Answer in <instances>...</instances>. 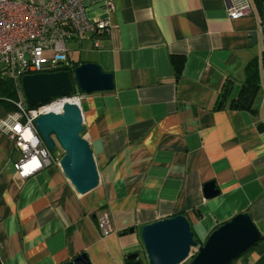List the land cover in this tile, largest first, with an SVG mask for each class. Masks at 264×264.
Returning <instances> with one entry per match:
<instances>
[{"label":"crops","instance_id":"1","mask_svg":"<svg viewBox=\"0 0 264 264\" xmlns=\"http://www.w3.org/2000/svg\"><path fill=\"white\" fill-rule=\"evenodd\" d=\"M83 3L89 18L111 23L99 47L91 37L66 42L71 64L93 61L114 78L111 90L80 94L99 182L77 193L57 165L21 177V153L0 132L2 263L62 264L85 252L92 264H128L139 252L148 264L143 225L183 214L203 242L248 211L261 239L230 264H264V106L215 108L224 78L236 94L245 64L262 56L257 16L231 19L223 0ZM171 54L184 58L177 78ZM211 180L218 193L206 197ZM101 211L113 228L106 236Z\"/></svg>","mask_w":264,"mask_h":264},{"label":"water","instance_id":"2","mask_svg":"<svg viewBox=\"0 0 264 264\" xmlns=\"http://www.w3.org/2000/svg\"><path fill=\"white\" fill-rule=\"evenodd\" d=\"M261 29L264 66V0ZM75 86L80 92L114 88V78L93 61H83L72 72L57 70L25 74L21 87L29 106L52 98L69 96ZM35 127L50 151L61 148L57 166L77 193L93 189L99 174L88 141L81 135L84 122L78 104L66 101L60 112H47L34 119ZM206 197L218 193L211 180L204 185ZM132 231V230H131ZM140 239L148 264H230L261 239L251 214H234L212 230L203 242L194 239L190 222L183 214L157 219L142 226ZM194 250V252H193ZM128 264H142L139 252L126 256ZM0 264H3L0 259ZM62 264H92L85 252Z\"/></svg>","mask_w":264,"mask_h":264},{"label":"built area","instance_id":"3","mask_svg":"<svg viewBox=\"0 0 264 264\" xmlns=\"http://www.w3.org/2000/svg\"><path fill=\"white\" fill-rule=\"evenodd\" d=\"M223 3L231 19L253 13L250 0H223ZM112 8L108 2V13ZM110 26L108 17L89 18L83 0H0V68L16 88L15 110L0 117V132L6 134L21 153L14 163L21 177L45 166L57 165L61 156L44 144L34 119L47 112L62 111L67 99L79 107L81 101L80 95L75 94L29 106L21 77L72 65L66 42L91 37L94 46L99 47L100 37ZM97 229L101 236L112 233L106 211L97 215Z\"/></svg>","mask_w":264,"mask_h":264},{"label":"trees","instance_id":"4","mask_svg":"<svg viewBox=\"0 0 264 264\" xmlns=\"http://www.w3.org/2000/svg\"><path fill=\"white\" fill-rule=\"evenodd\" d=\"M253 10V15L257 16L260 28H262L263 19V2L262 0H250ZM263 56L253 57L249 60L244 68V79L237 85L236 94H233V89L235 88V81L231 77H225L220 91L215 102V108H230L235 110H246L251 113L257 112V107L254 105L255 96L261 86L262 79L264 80V66H263ZM171 63L175 69V77H179L182 66L184 63L183 56L171 54ZM81 63V62H80ZM79 62L74 61L70 66L59 67L56 70H68L70 73L74 66L78 65ZM73 91L69 95H80V92L75 86L73 81ZM16 99V88L8 76L2 73V68H0V117L5 114L15 110L14 102ZM259 129L264 128V122L258 123ZM84 131V129H83ZM83 132L81 133V135ZM195 239V238H194ZM196 240V239H195Z\"/></svg>","mask_w":264,"mask_h":264},{"label":"rangeland","instance_id":"5","mask_svg":"<svg viewBox=\"0 0 264 264\" xmlns=\"http://www.w3.org/2000/svg\"><path fill=\"white\" fill-rule=\"evenodd\" d=\"M70 51H72V50H70ZM75 52H76V50L72 53L74 54ZM73 57H75V56L73 55ZM262 84H264V82ZM254 104H255V106L259 107V110H261L262 107L264 106V86H262V85L259 87V90L255 96ZM60 152H61V148H60L59 144H57L53 153L58 154ZM193 252H194V250H193ZM183 264H186V262Z\"/></svg>","mask_w":264,"mask_h":264},{"label":"bare ground","instance_id":"6","mask_svg":"<svg viewBox=\"0 0 264 264\" xmlns=\"http://www.w3.org/2000/svg\"><path fill=\"white\" fill-rule=\"evenodd\" d=\"M67 101H69V100L67 99Z\"/></svg>","mask_w":264,"mask_h":264}]
</instances>
